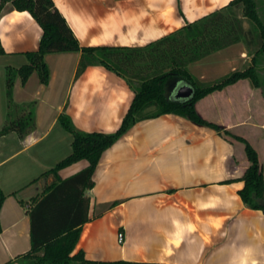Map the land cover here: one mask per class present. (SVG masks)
I'll list each match as a JSON object with an SVG mask.
<instances>
[{
    "label": "crops",
    "instance_id": "crops-1",
    "mask_svg": "<svg viewBox=\"0 0 264 264\" xmlns=\"http://www.w3.org/2000/svg\"><path fill=\"white\" fill-rule=\"evenodd\" d=\"M231 0H53L81 46L142 47ZM245 29L248 26H244ZM42 29L27 11L10 3L0 11V102L5 67L27 62ZM79 52L45 56L50 79L34 72L17 78L13 98L35 101V128L19 138L0 137V264L30 249V199L53 180L42 174L71 152L72 136L58 122L66 113L83 131L112 133L120 126L134 92L118 73L88 66L75 77ZM258 70L264 68L260 60ZM243 42L188 65L201 83L217 81L252 64ZM204 119L245 138L264 169V95L247 79L195 103ZM87 165L62 169L65 179ZM249 165L244 144L176 114L136 122L100 156L89 197V221L81 226L73 253L96 261L167 264H264V212L247 207L238 191ZM118 231L124 242H117ZM9 262V263H8Z\"/></svg>",
    "mask_w": 264,
    "mask_h": 264
},
{
    "label": "trees",
    "instance_id": "trees-1",
    "mask_svg": "<svg viewBox=\"0 0 264 264\" xmlns=\"http://www.w3.org/2000/svg\"><path fill=\"white\" fill-rule=\"evenodd\" d=\"M7 3L15 10L30 13L41 27L42 34L38 48L24 52L26 63L17 68L5 67L7 109L0 137L15 132L23 138L35 128L36 102H15L13 87L17 78L23 84L33 72L37 73L40 83L47 85L50 71L45 56L49 53L79 52L75 77L88 66L102 65L121 75L134 92L120 126L112 133L79 130L66 113L59 114V124L72 136L71 152L42 174L44 177L51 175L53 180L41 194L30 199L27 211L30 249L14 261L25 264H167L96 261L86 259L82 250L73 253L81 226L90 219V199L85 191L94 185L93 174L101 154L136 122L163 114L180 115L242 142L249 165L241 177L244 184L238 194L247 207L264 212V169L254 147L245 138L204 119L195 109L200 98L244 78L260 88L264 95V81L257 68L259 59L264 57V20L256 0H231L222 8L142 47L81 46L53 0H0V11ZM237 9L241 10V16ZM244 22L249 24L247 29ZM238 42H243L248 50L257 46L249 67L234 70L207 85L189 72V64ZM3 54L5 51L0 42V55ZM180 84L193 88L190 98H175V89ZM80 160L87 161L85 168L60 179L62 169ZM5 197L0 189V208Z\"/></svg>",
    "mask_w": 264,
    "mask_h": 264
},
{
    "label": "rangeland",
    "instance_id": "rangeland-1",
    "mask_svg": "<svg viewBox=\"0 0 264 264\" xmlns=\"http://www.w3.org/2000/svg\"><path fill=\"white\" fill-rule=\"evenodd\" d=\"M257 5H258V10L260 13V16L262 18V20H264V0H256ZM241 10L237 9V12L239 14V16H241ZM244 26H249V24L247 22H244ZM257 46L252 47V49L250 51L254 52V50L256 49ZM261 64L264 65V59L260 60ZM259 75L262 81H264V68H262L261 70H259ZM34 76L37 78V73L34 72ZM215 80L213 81H205L203 84L207 85V84H211L214 83ZM177 83L176 81L174 82V84ZM5 96V92L3 97ZM6 97H4V99L1 100L0 102V128L2 127V125L5 122V118H6Z\"/></svg>",
    "mask_w": 264,
    "mask_h": 264
},
{
    "label": "water",
    "instance_id": "water-1",
    "mask_svg": "<svg viewBox=\"0 0 264 264\" xmlns=\"http://www.w3.org/2000/svg\"><path fill=\"white\" fill-rule=\"evenodd\" d=\"M192 94L193 88L190 85L180 84L178 87H176L174 96L176 99H187L190 98Z\"/></svg>",
    "mask_w": 264,
    "mask_h": 264
},
{
    "label": "built area",
    "instance_id": "built-area-1",
    "mask_svg": "<svg viewBox=\"0 0 264 264\" xmlns=\"http://www.w3.org/2000/svg\"><path fill=\"white\" fill-rule=\"evenodd\" d=\"M117 242L119 244H123V242H124V232L123 231H118V233H117Z\"/></svg>",
    "mask_w": 264,
    "mask_h": 264
}]
</instances>
